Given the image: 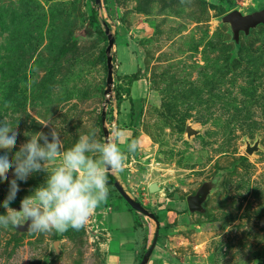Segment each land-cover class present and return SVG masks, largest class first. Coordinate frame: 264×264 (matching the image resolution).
I'll list each match as a JSON object with an SVG mask.
<instances>
[{"label":"rangeland","instance_id":"obj_1","mask_svg":"<svg viewBox=\"0 0 264 264\" xmlns=\"http://www.w3.org/2000/svg\"><path fill=\"white\" fill-rule=\"evenodd\" d=\"M102 3L116 32L108 95L107 39L93 0H0V122L18 132L9 155L37 132L56 131L62 150L92 131L103 142L104 112L108 137L121 129L127 155L111 172L158 217L147 264H264V25L236 42L222 21L263 10L264 0ZM132 140L137 150L127 153ZM45 178L18 182L11 207ZM205 183L201 211H189L187 197ZM8 187L0 183V202ZM108 188L78 231L0 228V264H139L145 248L133 251L135 237L144 221L148 234L149 220Z\"/></svg>","mask_w":264,"mask_h":264},{"label":"clouds","instance_id":"obj_2","mask_svg":"<svg viewBox=\"0 0 264 264\" xmlns=\"http://www.w3.org/2000/svg\"><path fill=\"white\" fill-rule=\"evenodd\" d=\"M42 126H49L44 123ZM121 129L110 133L103 142L94 140L95 132L81 135L69 149L62 150L59 134L37 132L29 136L14 155L18 132L9 123L0 122V183L7 181L8 192L0 202V228L27 227L30 233L64 234L80 230L97 207L107 200L109 171H122L127 159L118 141ZM49 135L51 140H49ZM127 153L137 150L135 140L126 141ZM97 153L98 157L89 155ZM49 165L51 168L49 169ZM13 178L9 180L8 173ZM46 174L44 182L11 207L35 173Z\"/></svg>","mask_w":264,"mask_h":264},{"label":"water","instance_id":"obj_3","mask_svg":"<svg viewBox=\"0 0 264 264\" xmlns=\"http://www.w3.org/2000/svg\"><path fill=\"white\" fill-rule=\"evenodd\" d=\"M102 0H93V13L97 24L100 26L103 35L107 39V46L105 48V58H106V79H105V88L104 95L112 93V86L114 81V69H113V53L115 51V42H116V32L107 23L102 16ZM222 21L228 23L233 32L234 41H238L239 33L242 32L244 35H247L250 29L255 28L258 25H264V9L260 11H255L251 14L243 15L239 11H231L227 13ZM102 118V132L104 139L109 136V133L104 125V112L101 114ZM248 152H251V149H247ZM108 178L111 181L114 189H116L122 199L129 205V207L134 210L136 213L144 216L149 220L150 224V234L145 245L144 253L141 256L139 264H147L152 252L155 249L158 233H159V222L156 216L144 208L126 189L123 182L114 176V174L109 171ZM209 184H203L197 192L188 196L186 199L188 210L191 212L201 211L202 203L204 202L206 196L209 193ZM154 187H152V190Z\"/></svg>","mask_w":264,"mask_h":264},{"label":"crops","instance_id":"obj_4","mask_svg":"<svg viewBox=\"0 0 264 264\" xmlns=\"http://www.w3.org/2000/svg\"><path fill=\"white\" fill-rule=\"evenodd\" d=\"M143 218H144V216H143ZM144 220H146V219H144ZM144 222H142V224H141L142 231L140 232L141 233L140 236H139V234H137L136 237H135L136 238V242H135V248L133 250L135 252H136V250H139V249L142 250L143 245L144 244L146 245L148 237H149V234H150V231H149L150 229H148V234L146 233V236H145V234H144L145 232L143 231V229H145V223ZM111 242H112V239H111V237L108 234V241H107L106 246L108 247V244L111 243ZM130 258L131 257H129V260H130ZM105 259H106V264H108L107 263V257H105Z\"/></svg>","mask_w":264,"mask_h":264},{"label":"trees","instance_id":"obj_5","mask_svg":"<svg viewBox=\"0 0 264 264\" xmlns=\"http://www.w3.org/2000/svg\"><path fill=\"white\" fill-rule=\"evenodd\" d=\"M93 12V11H92ZM92 16H93V18H94V20L96 21V19H95V15H94V13H92ZM97 23V22H96ZM133 78H132V80L134 81V80H136V78H135V75H133L132 76ZM110 185H112V183H111V181L109 180V178H108V186H110ZM131 209V208H130ZM132 210V209H131ZM155 215V214H154ZM156 216V215H155ZM156 218L158 219V217L156 216ZM160 229V228H159ZM161 232H160V230H159V234H160ZM143 248H145V244L143 245ZM143 255V253L141 254V256ZM140 259H141V257H140Z\"/></svg>","mask_w":264,"mask_h":264}]
</instances>
